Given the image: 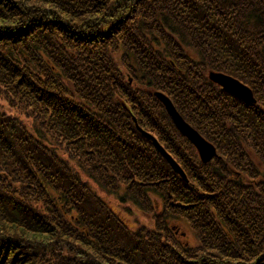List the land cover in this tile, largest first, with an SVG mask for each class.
Masks as SVG:
<instances>
[{"label": "trees", "instance_id": "1", "mask_svg": "<svg viewBox=\"0 0 264 264\" xmlns=\"http://www.w3.org/2000/svg\"><path fill=\"white\" fill-rule=\"evenodd\" d=\"M209 70L248 85L254 101ZM0 89L33 119L0 110L1 170L22 183L0 178V264H264V181L227 178L229 162L252 172L242 138L264 154V0H0ZM157 92L214 148L208 162L179 139ZM26 187L35 208L16 197ZM98 191L144 215L157 193L155 228L130 226ZM73 209L99 254L58 243L75 234L58 227ZM181 216L196 248L174 236Z\"/></svg>", "mask_w": 264, "mask_h": 264}, {"label": "rangeland", "instance_id": "2", "mask_svg": "<svg viewBox=\"0 0 264 264\" xmlns=\"http://www.w3.org/2000/svg\"><path fill=\"white\" fill-rule=\"evenodd\" d=\"M211 73H213V71L212 70H209L207 72V76L209 77ZM220 74H223V73H220ZM223 75H227V74H223ZM227 76H229V77L234 78V79L237 80V78L234 77V76H232V75H227ZM215 83L219 84L216 81H215ZM241 84L244 85V86H246V87H248V85H245L243 82ZM248 89L250 90L251 88L248 87ZM0 91H1V94H0V110L3 111V110L11 109L9 111L10 112L12 111V112L16 113L17 115H19L21 117V120L23 121V123L26 122L27 124H31V122H33V119L30 116H27L24 113L23 114H20L19 111H16V108L15 107H12V106L10 107V104H8L7 101H6V98L7 97L3 93V90L0 89ZM246 101H248V100H246ZM173 107H174V105H173ZM175 110H176V108H175ZM138 127H140V126H138ZM190 127L193 130H195L193 128V126L190 125ZM140 128L143 130V133L149 134L150 137L153 136L151 134V132L144 130L142 127H140ZM180 135L182 136V138H179V139L184 140L187 143H192V140L190 138L186 137L185 135L183 136L181 132H180ZM144 136H145L146 139L150 138V137L146 136L145 134H144ZM255 136L258 139V131L255 132ZM153 138H154V136H153ZM242 140L246 144L245 147H242V150H246V152H247V155L244 152H242V158H247L248 162H249V160H251L252 165L250 166V168L252 169V172H251V174L248 173V172H246V171H243V170L241 172L240 167L238 165H236L237 163H239L241 161L229 162V165H227V169L229 170L227 172V178L228 177H234L235 178L239 174L242 173L246 178L250 179L251 181H253V180H255V181H258V180H261L262 181L263 180L264 181V154L260 153V158L258 156H254L253 155V149H255V148L253 146H252L253 149L252 148H249L250 141L249 140L247 141L246 139H243V138H242ZM260 142H262L263 145H264V138H261L260 139ZM159 144L163 148V145L161 143H159ZM163 149H165V148H163ZM194 152H195V155H193V158L195 157V159H201V160L203 159L202 156H201V153L199 152V150H198V148L196 146H194ZM169 156L182 169L181 165L178 163V161L174 158V156L171 153H169ZM0 161H1V158H0ZM207 162H208V160H207ZM2 166H3V164L0 163V178L8 177L7 180L4 179V182H7V183H13L14 182L16 184V188H21L22 187V183L12 181V178L11 177H14L15 174H13V172L12 173L3 172L1 170ZM182 171H183V169H182ZM183 173H184V176L186 177V174H185L184 171H183ZM187 180L188 179L186 178V181ZM217 180H218V183L221 185V187L225 188L224 187V183H223L224 180L221 181L219 179V177H217ZM23 185H25V184H23ZM25 189H26V192L23 193L24 195L23 194H19L16 197L18 199H20V200L27 201L28 202V205L30 206V208H33V207L35 208V204H34L35 199L34 198L37 196L36 193L33 192V194H31V191H33L32 187H28V188L26 187ZM48 189H49V191L52 194H55L54 191H53V189H51L50 187H48ZM22 191H24V190L22 189ZM98 192L101 195H103L106 199H108V201L110 202L112 208L114 210L118 211L122 215V217L124 219H126V221H128V223H129L130 226L135 227L137 224L141 223L144 227H147V228L153 227V228H155V221H156V216H157L156 212L159 213L160 210L163 208V206L160 205V202H162L161 201V198L159 197V195L157 193H155V192H152L151 193V198L155 202V204H154V210L155 209L156 210L150 212L149 215H144L136 206H132L131 207L132 213H130L129 211H127L124 208L120 207L117 204L118 201L112 195H106V194H104L101 191H98ZM0 193L2 195L1 198H0L1 201H2V198L5 197V195L2 192H0ZM261 198L264 199V196L261 197ZM39 202H41V200H39ZM170 202L171 203H175V204H182V203H184L181 200V198H178V200H175V201L173 199H170ZM60 205H61V203H60ZM0 207H2L1 204H0ZM38 209L43 210L44 207L38 208ZM28 210H30V209H28ZM55 212L58 214V211H55ZM71 213L75 215L73 219H70V217H69ZM0 218L4 222L7 219V217H1V216H0ZM63 218H64L63 216H58V220H60V222L58 223V227L61 230V232L62 233L67 232L68 231L67 228H70L72 231H74L75 234L72 235L70 238L65 237L64 238L65 239L64 241H63V239L62 240H58L59 241L58 243H61V244H70V245H72L74 247L73 249H76V248H80V249L81 248H85L86 251H90V252H94V253H95V251L96 252L97 251L98 252H101L102 251V250H97V247H95L94 244L90 240L87 239L90 236L89 235L90 229H89V226L82 221L80 212H78V211L75 212V210L73 209L72 211H67L66 212V217H65L66 219L71 220V224H73L75 227H77L78 228V231H76L75 229H73L72 228V225L71 224L69 225L66 222V220L63 219ZM2 223L3 222H0V225ZM171 224H175V226L177 227L176 230H175V233L173 232L174 233V236L177 237V239L181 240L185 245H188L189 248H191V247L192 248H196V246L200 242V236H198L194 232V230L191 227L189 221L185 217H182L181 216V217H178L175 220H170V225ZM51 226H56V224H52ZM226 228H227V226H226ZM17 229L21 230V232L23 231L20 228H17ZM81 232L84 235H86V233H87L88 234V235H86L87 238ZM168 238H171V237H168ZM172 240H173V238H172ZM228 246H230L232 249H235L236 250V247H234L232 245V243H231V239H229V241H228ZM63 247H66V246H63ZM98 252L96 254H99ZM65 253L67 254V249L65 250ZM191 254H193V251H191ZM90 257H92V256H90ZM186 260H188V259H186ZM179 264H185L184 259H182V262L179 263Z\"/></svg>", "mask_w": 264, "mask_h": 264}, {"label": "water", "instance_id": "3", "mask_svg": "<svg viewBox=\"0 0 264 264\" xmlns=\"http://www.w3.org/2000/svg\"><path fill=\"white\" fill-rule=\"evenodd\" d=\"M210 79L221 84L224 89L229 91L230 93L243 98L244 100L254 101L252 96V92L248 89V87L242 85L238 80L231 78L227 75H223L220 73L213 72L210 74ZM156 96L163 102L164 107L168 114H170L173 119L175 125L184 133L187 137H189L195 146L198 148L199 152L203 160H208L212 155H214V148L207 143L195 130H193L183 119L180 117L178 112L173 107L170 100L161 93H156ZM143 133V131H142ZM146 136L150 137L149 134L144 133ZM152 137V136H151ZM154 144L156 145L158 151H160L165 158L169 161L174 170L178 171L183 178H185L182 169L174 162V160L163 151V149L159 146L156 140L152 137Z\"/></svg>", "mask_w": 264, "mask_h": 264}]
</instances>
